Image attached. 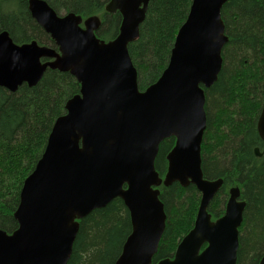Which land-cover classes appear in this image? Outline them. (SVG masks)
Returning a JSON list of instances; mask_svg holds the SVG:
<instances>
[{
	"label": "water",
	"instance_id": "1",
	"mask_svg": "<svg viewBox=\"0 0 264 264\" xmlns=\"http://www.w3.org/2000/svg\"><path fill=\"white\" fill-rule=\"evenodd\" d=\"M151 1L109 0L104 11L121 17L109 41L96 36L99 16H59L44 0H28L27 10L55 48L17 44L0 32V88L35 87L47 69L79 84L23 181L12 215L17 228L0 229V264H67L79 222L115 199L129 214L131 232L114 264H153L166 226L159 188L175 183L200 194L196 218L172 258L154 264H237L245 202L239 187L230 188L223 215L212 220L208 206L223 180L205 179L201 168L205 90L221 72L228 42L221 10L231 0L191 1L166 68L141 91L128 45L138 39ZM256 132L264 143V105ZM169 138L174 146L160 177L155 160ZM253 153L262 157L257 147Z\"/></svg>",
	"mask_w": 264,
	"mask_h": 264
},
{
	"label": "trees",
	"instance_id": "2",
	"mask_svg": "<svg viewBox=\"0 0 264 264\" xmlns=\"http://www.w3.org/2000/svg\"><path fill=\"white\" fill-rule=\"evenodd\" d=\"M28 0H0V32L13 42L55 48L53 41L32 20ZM57 13L83 18L99 16L96 36L114 39L121 17L108 14L109 0H44ZM192 0H153L149 3L139 37L128 45L137 71L139 90L157 81L166 68L174 39L185 21ZM228 42L222 50L217 81L205 90L206 129L201 144L205 179H222L223 185L208 206L212 220L224 213L228 191L239 187L245 202L239 228L237 264H259L264 255V143L256 122L264 105V0H231L221 10ZM79 84L69 73L47 69L32 88L22 85L15 93L0 88V229L17 228L13 213L25 178L41 157L55 120L65 113L66 101L77 94ZM174 139L164 140L155 160L160 177L166 172V156ZM262 153L256 158L254 148ZM166 226L152 263L172 258L180 240L192 229L200 201L194 186L178 184L159 188ZM67 264H114L131 232L129 214L119 199L95 210L79 222Z\"/></svg>",
	"mask_w": 264,
	"mask_h": 264
},
{
	"label": "rangeland",
	"instance_id": "3",
	"mask_svg": "<svg viewBox=\"0 0 264 264\" xmlns=\"http://www.w3.org/2000/svg\"><path fill=\"white\" fill-rule=\"evenodd\" d=\"M64 14H65V13H63V12L61 13V12H60L58 15H59V16H62V15H64Z\"/></svg>",
	"mask_w": 264,
	"mask_h": 264
},
{
	"label": "flooded vegetation",
	"instance_id": "4",
	"mask_svg": "<svg viewBox=\"0 0 264 264\" xmlns=\"http://www.w3.org/2000/svg\"><path fill=\"white\" fill-rule=\"evenodd\" d=\"M263 107V106H262ZM262 109V108H261ZM174 146V145H173Z\"/></svg>",
	"mask_w": 264,
	"mask_h": 264
}]
</instances>
